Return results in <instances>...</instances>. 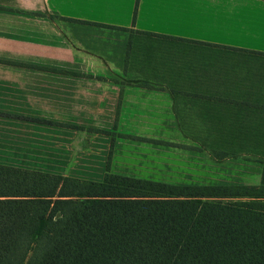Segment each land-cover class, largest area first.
I'll use <instances>...</instances> for the list:
<instances>
[{
  "label": "trees",
  "instance_id": "16d2710c",
  "mask_svg": "<svg viewBox=\"0 0 264 264\" xmlns=\"http://www.w3.org/2000/svg\"><path fill=\"white\" fill-rule=\"evenodd\" d=\"M124 73L168 93L199 151L260 163L259 182L95 183L0 166V264H264V52L131 30Z\"/></svg>",
  "mask_w": 264,
  "mask_h": 264
},
{
  "label": "crops",
  "instance_id": "0c3cea01",
  "mask_svg": "<svg viewBox=\"0 0 264 264\" xmlns=\"http://www.w3.org/2000/svg\"><path fill=\"white\" fill-rule=\"evenodd\" d=\"M131 30L264 52V0H0V166L101 183L166 165L150 139L183 136L168 93L127 81Z\"/></svg>",
  "mask_w": 264,
  "mask_h": 264
},
{
  "label": "rangeland",
  "instance_id": "374dc122",
  "mask_svg": "<svg viewBox=\"0 0 264 264\" xmlns=\"http://www.w3.org/2000/svg\"><path fill=\"white\" fill-rule=\"evenodd\" d=\"M165 124L167 138L160 137V140H158L157 137L158 139H150V142L158 144L157 147H151L157 152V154H152L156 155V160L166 159V165L163 166L160 163L145 164L139 174L146 178H152L151 180L156 179V181L169 184L254 185L259 182L262 170L260 163L241 156L217 161L207 150L199 151L195 147L196 142L194 139L193 143L189 138L184 139L186 135L181 132L177 125L181 132L180 135L183 136L180 137L177 131L174 130L176 127L174 122ZM156 125L157 128L160 126L161 129L163 128L162 123ZM152 132L154 133V131ZM138 147H142V145H137ZM147 147V144L144 145V149H147ZM139 150H143V148ZM133 157L131 155L130 158H127L131 161L128 166L135 167L133 166L135 162L132 161ZM115 172L123 173L124 170L116 169Z\"/></svg>",
  "mask_w": 264,
  "mask_h": 264
}]
</instances>
